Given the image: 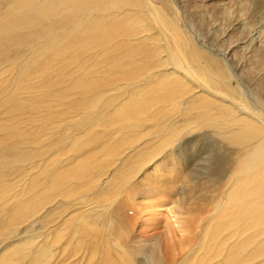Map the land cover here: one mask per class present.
<instances>
[{"label": "bare ground", "instance_id": "obj_1", "mask_svg": "<svg viewBox=\"0 0 264 264\" xmlns=\"http://www.w3.org/2000/svg\"><path fill=\"white\" fill-rule=\"evenodd\" d=\"M204 4L0 0L3 264H264V0L230 62Z\"/></svg>", "mask_w": 264, "mask_h": 264}, {"label": "rangeland", "instance_id": "obj_2", "mask_svg": "<svg viewBox=\"0 0 264 264\" xmlns=\"http://www.w3.org/2000/svg\"><path fill=\"white\" fill-rule=\"evenodd\" d=\"M198 1L201 2L202 4L207 3V4H204L206 12L204 11L203 15L205 14L204 16H207L211 19L217 18V20H218L217 23L219 24V26H222L225 28L222 31H215V29H216V28H214L215 26L212 25L211 23H209L207 20L208 26L206 25L204 30H201V31H202V33H208V34L204 38L203 37L198 38L199 40H197V43L200 46H202V48H204L207 52H209V54L216 57L217 59L219 57L220 58L223 57V59L228 60L230 62V60H231L230 56L232 54H234V52L237 53L238 55H241L243 52L241 50H239V48H237V47H240V45H239L240 40L239 39L242 36L240 33V30L238 28H236L238 26V25H236L237 19L236 20L234 19L231 22H229V21L223 22L222 21V18H224L223 14H222L223 9L225 8V10H226V7L228 8V6H230L229 9H227V10H231V11L235 10L238 2L240 0H202V1L198 0ZM206 14H208V15H206ZM211 26H212V28H211ZM209 29H211V30H209ZM208 30H209V32H208ZM215 32L217 34H215ZM232 40H233V43H232ZM227 41H228V43H227ZM230 41H231V44H230ZM215 45H216V48H215ZM219 49L222 50V52L219 51ZM210 50H212V51H210ZM207 56L209 57V55H207ZM212 194H214V193H212ZM138 211H139V208L136 210H133V212L129 215L127 221H125V223H124L126 227L127 226L130 227L129 230H133L137 234L136 237L129 236L130 239H128L129 240L128 242H129L130 246L133 245V241H132L133 238H135L134 240L140 239V241H143L144 239L143 238L141 239V236H142L141 234H143L145 232L147 234H143L144 236H146V235L147 236H150V235L153 236V234H154L155 239L161 243V246L163 245V247H164V243H165V245L167 244L166 247L169 250L170 249L173 250L175 248H178L177 247L178 246L177 245L178 234L176 235V233L174 231H172V234L169 233L168 231H166L167 230L166 225L164 226L165 219L163 218L162 215H154L153 212H151V211H149L150 214L147 215L144 212H138ZM143 230H145V231H143ZM139 234H140V236H139ZM171 235H173L174 237H171ZM73 249L75 251H77L75 248H73ZM9 256L6 259H2L0 261V264H3V262L9 258ZM38 258H40V257H38Z\"/></svg>", "mask_w": 264, "mask_h": 264}]
</instances>
